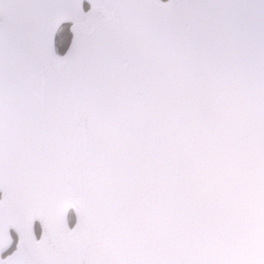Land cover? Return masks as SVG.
I'll use <instances>...</instances> for the list:
<instances>
[{
	"label": "snow or ice",
	"instance_id": "6c2138e0",
	"mask_svg": "<svg viewBox=\"0 0 264 264\" xmlns=\"http://www.w3.org/2000/svg\"><path fill=\"white\" fill-rule=\"evenodd\" d=\"M0 264H264V0H0Z\"/></svg>",
	"mask_w": 264,
	"mask_h": 264
}]
</instances>
